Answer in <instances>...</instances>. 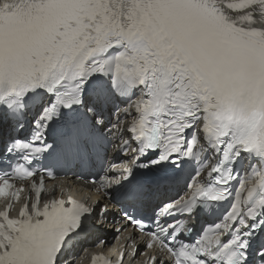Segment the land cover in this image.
Returning a JSON list of instances; mask_svg holds the SVG:
<instances>
[{"label": "snow or ice", "instance_id": "1", "mask_svg": "<svg viewBox=\"0 0 264 264\" xmlns=\"http://www.w3.org/2000/svg\"><path fill=\"white\" fill-rule=\"evenodd\" d=\"M57 170L142 264H264V0H0V264H66L113 215L43 199Z\"/></svg>", "mask_w": 264, "mask_h": 264}, {"label": "bare ground", "instance_id": "2", "mask_svg": "<svg viewBox=\"0 0 264 264\" xmlns=\"http://www.w3.org/2000/svg\"><path fill=\"white\" fill-rule=\"evenodd\" d=\"M63 183L70 186V187H74V188H77L81 193L82 195L87 198V197H90L91 198V201L94 200V197L92 192H91V187L87 184H84L83 182H77V181H74L73 179H65L63 180ZM98 197V196H96ZM104 204L107 205L108 209H111L112 208V205L111 204H108L107 201H103ZM97 234V237L95 238V240H100L102 238H106V237H110L112 236V234L108 233L107 231L105 230H100V231H95ZM128 235V232H123V233H120L119 234V238L118 240L116 241H113L111 243L112 246H123L124 242H125V237Z\"/></svg>", "mask_w": 264, "mask_h": 264}]
</instances>
